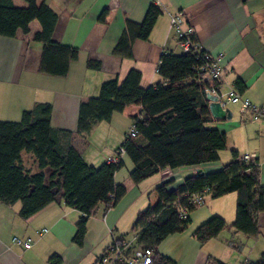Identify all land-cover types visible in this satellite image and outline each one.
Here are the masks:
<instances>
[{
	"label": "crops",
	"instance_id": "0c3cea01",
	"mask_svg": "<svg viewBox=\"0 0 264 264\" xmlns=\"http://www.w3.org/2000/svg\"><path fill=\"white\" fill-rule=\"evenodd\" d=\"M42 1L57 16L53 41L77 49L78 57L69 63L65 75H51L39 70L42 44L32 38L40 24L30 28L31 22L27 33L19 31L13 38L0 36V120H19L24 110L46 102L52 107L51 126L75 131L79 103L97 95L104 80L116 78L120 82L134 68L141 73V87L147 88L160 79V55L181 51L169 21V16L176 13L182 14L200 50L219 63V89L234 87L264 110V0H160L162 13L148 39L133 42L130 59L115 55L114 46L126 22L141 23L153 0H36L38 4ZM12 2L16 7L26 6L23 0ZM104 12L101 21L99 17ZM89 60L98 62L99 67H88ZM237 79L242 81L241 88ZM228 107L232 111L230 119L213 118L208 123L226 135V149L220 151L219 160L172 170L175 182L196 174L198 168L204 172L219 169L236 150L239 154H255L259 179L264 185V121L241 112L239 104ZM140 108L139 104L128 105L123 111L114 112L109 120L96 122L86 137L77 135L74 144L84 160L96 166L107 162ZM21 154L27 169L39 171L31 153ZM122 158L123 165L115 172L114 180L124 184L126 192L112 206H98L87 220L81 245L72 240L80 212L63 201H54L27 218L19 215L20 202H0V264H50L52 254L59 255L58 264H94L109 242L110 232L116 237H129L136 214L153 202L150 195L155 194L154 188L162 177L159 172L134 183L129 176L132 163L127 156ZM43 170L47 181L51 169ZM236 196V192L205 196L204 207L193 210L194 216L190 214L191 228L166 236L156 250L176 264H207L214 258L227 264L256 260L264 250V212L258 216L257 235L235 231L232 223ZM212 215L222 216L227 226L216 237L200 243L193 231ZM15 236L29 238L31 246L14 243Z\"/></svg>",
	"mask_w": 264,
	"mask_h": 264
},
{
	"label": "trees",
	"instance_id": "16d2710c",
	"mask_svg": "<svg viewBox=\"0 0 264 264\" xmlns=\"http://www.w3.org/2000/svg\"><path fill=\"white\" fill-rule=\"evenodd\" d=\"M23 1L25 7H16L12 0H0V36L13 38L19 31L27 33L29 24L38 21L40 30L32 38L42 44L39 70L65 75L69 63L78 57L77 49L53 41L57 16L44 1L39 4L36 0ZM161 13L153 4L141 23L127 21L113 53L130 59L133 42L148 39ZM104 18L105 12L99 19ZM191 41L198 46L194 33ZM204 55L200 48L197 53L163 52L157 64L160 79L147 88L141 87V73L134 68L120 82L116 78L104 80L97 95L79 103L75 131L53 128L52 107L46 102L24 110L19 120H0V202H20L19 215L27 218L54 201H63L80 212L72 240L81 245L87 220L98 206L110 207L126 192L124 184L114 180L124 155L132 163L129 176L134 183L166 168L175 170L218 161L220 151L226 147V135L208 125L213 117L204 89L217 82L203 78L200 67ZM86 64L90 68L99 67L96 61L89 60ZM236 84L239 88L243 86L240 79ZM131 104L141 106L139 114L133 116L137 133L130 137L125 133L113 153L123 148L122 156L113 163L98 166L87 163L74 144L75 137H86L96 122L109 120L114 112H121ZM23 151L34 156L39 171L31 172L24 166ZM231 155L217 170L188 175L178 182L174 177L162 179L154 188L155 200L135 216L130 234L137 233L136 244L156 248L166 236L187 228L190 213L200 206L192 202L193 194L219 197L236 192L232 226L248 236L257 235L258 216L264 212V185L259 179L258 162L241 160L236 150ZM46 167L51 169L47 181L43 170ZM226 226L222 216L212 215L194 229L193 236L204 243ZM123 238L117 236L118 240ZM48 261L58 264L60 257L52 254ZM151 264H176V261L156 250ZM207 264L227 263L214 258ZM242 264H264V250L256 260Z\"/></svg>",
	"mask_w": 264,
	"mask_h": 264
},
{
	"label": "built area",
	"instance_id": "2783aa9c",
	"mask_svg": "<svg viewBox=\"0 0 264 264\" xmlns=\"http://www.w3.org/2000/svg\"><path fill=\"white\" fill-rule=\"evenodd\" d=\"M153 4L162 8L160 0H153ZM170 27L175 30L179 48L182 52L197 53L199 47L191 41V35L193 31L185 26L183 16L181 13H176L169 16ZM204 63L200 67L203 70V78L211 82H217L206 86L204 89L205 95L207 93L217 96V101L222 108L228 107L231 103L239 104L240 110L243 113L250 114L252 119H260L264 121V110L257 107L247 97H243L234 87L228 88L226 91L219 89L221 80V68L215 58L209 55L203 56ZM137 133L134 124L131 125L126 133L127 137L134 136ZM124 153V149L120 148L115 154L107 157L108 163L117 162ZM239 158L245 162H255L254 153L239 154ZM162 179L171 177L172 170L169 168L160 171ZM191 200L196 205H202L205 201V195L193 194ZM184 213V212H183ZM44 230V229H42ZM109 242L97 255L95 264H151L153 257L156 253L154 247H143L137 245V233L130 234L129 237L118 240L117 237L110 232ZM13 242L24 247L31 246V240L29 238L23 239L21 237H13Z\"/></svg>",
	"mask_w": 264,
	"mask_h": 264
},
{
	"label": "water",
	"instance_id": "95a60500",
	"mask_svg": "<svg viewBox=\"0 0 264 264\" xmlns=\"http://www.w3.org/2000/svg\"><path fill=\"white\" fill-rule=\"evenodd\" d=\"M205 98L208 100V108L213 118L215 119H230L232 111L229 107L222 108L220 103L217 101V96L214 94L207 93ZM198 175L203 174V169L198 168L196 170Z\"/></svg>",
	"mask_w": 264,
	"mask_h": 264
},
{
	"label": "rangeland",
	"instance_id": "374dc122",
	"mask_svg": "<svg viewBox=\"0 0 264 264\" xmlns=\"http://www.w3.org/2000/svg\"><path fill=\"white\" fill-rule=\"evenodd\" d=\"M39 26V23L36 21V20H34V21H32V23H31V25H30V28H34V27H38ZM224 149H226V148H224ZM224 149H223V151H224ZM107 160V159H106ZM150 197H151V199L153 198L154 200H155V197H156V195L153 193L152 195H150ZM149 197V198H150ZM152 199V200H153ZM153 200V201H154ZM204 207V204H202V205H200V206H198L195 210L196 211H198V210H200L201 208H203ZM190 214H193L192 216H194V213H190ZM191 227H189V225H188V227L185 229L186 231H187V229H190ZM164 239V238H163ZM162 239V240H163ZM161 240V241H162ZM177 262V261H176Z\"/></svg>",
	"mask_w": 264,
	"mask_h": 264
}]
</instances>
